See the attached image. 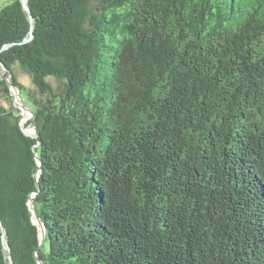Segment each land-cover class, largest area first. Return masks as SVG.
Here are the masks:
<instances>
[{"label": "trees", "instance_id": "trees-1", "mask_svg": "<svg viewBox=\"0 0 264 264\" xmlns=\"http://www.w3.org/2000/svg\"><path fill=\"white\" fill-rule=\"evenodd\" d=\"M27 4L0 8V264H264V0Z\"/></svg>", "mask_w": 264, "mask_h": 264}, {"label": "water", "instance_id": "water-1", "mask_svg": "<svg viewBox=\"0 0 264 264\" xmlns=\"http://www.w3.org/2000/svg\"><path fill=\"white\" fill-rule=\"evenodd\" d=\"M21 2V4L23 5L24 9L28 12V17H29V20H30V23L32 24V21H33V18H32V15L30 13V10H29V7H28V4H27V0H19ZM33 37V33H32V29L30 30V36L25 39V41H29L31 40ZM7 47V45L5 46V48ZM3 71L6 72L9 76H11V73H10V70L7 69L5 66H3ZM9 86H10V89H11V92L12 94L14 95V101L16 102L17 100H21V97H20V93H19V89H17L14 85H12L11 83H9ZM21 110H24L27 112H29L32 116V113L29 109L26 108V106L21 103V105L18 106ZM34 132H36L35 128L33 129ZM32 203V200L30 199V204ZM31 211H32V214H33V217H34V222L38 225L39 227V236H40V241L42 242L43 238H44V234H45V227L43 225V223L41 222V220L35 216V213L33 211V208L31 206ZM1 224V223H0ZM3 233H4V236H5V231L3 230ZM4 244H5V247L9 250V247L8 245L6 244V241L4 239ZM9 258L11 260V256L9 255ZM39 264H43L40 260L38 261ZM12 264V263H11Z\"/></svg>", "mask_w": 264, "mask_h": 264}, {"label": "rangeland", "instance_id": "rangeland-1", "mask_svg": "<svg viewBox=\"0 0 264 264\" xmlns=\"http://www.w3.org/2000/svg\"><path fill=\"white\" fill-rule=\"evenodd\" d=\"M11 1L12 0H0V8L3 7L4 5L10 3ZM16 74H17V77L20 80V82H22L27 87H31L32 86L30 78H29V76L26 73L22 72L19 68H17L16 69ZM15 103L17 104V106H19V105H21V103H23L26 106V108L29 109L28 106L26 105V103L23 100L22 101L17 100ZM21 113L23 114L22 124H24L28 119L31 118V114L29 112H27V110L26 111L22 110ZM30 128H32V127L29 125L28 127H25L24 130L26 131L27 134L34 135L35 134V132L33 130L34 128H32V130Z\"/></svg>", "mask_w": 264, "mask_h": 264}]
</instances>
